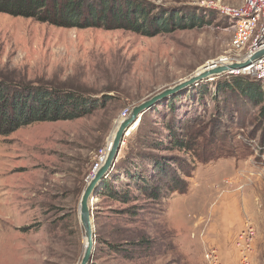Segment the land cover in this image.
Masks as SVG:
<instances>
[{"label": "rangeland", "instance_id": "1", "mask_svg": "<svg viewBox=\"0 0 264 264\" xmlns=\"http://www.w3.org/2000/svg\"><path fill=\"white\" fill-rule=\"evenodd\" d=\"M146 1L209 23L146 36L0 12V79L70 90L99 103L82 117L37 121L0 135V264H80V200L123 114L224 55L237 20L221 7L244 2ZM210 1L219 7H209ZM215 79L160 100L142 128L140 119L125 137L117 166L139 161L152 142H166L167 124L175 119L179 133L188 125L194 141L189 154L154 152L194 166L190 177L182 174L190 187L158 200L134 187L128 204L95 194L91 264H209L211 246L225 264H234V237L246 221L257 228L255 264H264V119L260 106L241 95L215 98ZM201 84L205 91L197 96ZM121 176L116 188L128 186Z\"/></svg>", "mask_w": 264, "mask_h": 264}, {"label": "trees", "instance_id": "2", "mask_svg": "<svg viewBox=\"0 0 264 264\" xmlns=\"http://www.w3.org/2000/svg\"><path fill=\"white\" fill-rule=\"evenodd\" d=\"M0 12L24 16L64 27H104L106 29H128L146 36H155L177 29L203 27L209 23L205 16L179 14L146 0H0ZM227 76V77H226ZM221 77H225L220 79ZM220 79V80H218ZM215 98L218 94H238L260 106L264 119V88L256 78L230 76L224 73L215 79ZM198 88L200 95L203 84ZM99 103L70 90H58L42 85L17 84L0 79V135H7L23 125L37 121L74 119L89 114ZM167 105L174 108L173 101ZM148 112V111H147ZM141 124L138 128H142ZM167 124L169 135L151 143L150 150L140 154L139 161H128V165L117 166L104 179L96 194L108 195L123 203L133 201L131 189L136 188L147 198L158 200L166 194L185 193L190 182L191 170L179 157H166L155 151H184L190 153L193 136L189 126L182 124L185 132L176 130V119ZM175 124V127H174ZM179 126V125H178ZM183 133V134H182ZM194 169V166L191 167ZM190 170V171H189ZM124 172L128 186L116 188L114 180L122 179Z\"/></svg>", "mask_w": 264, "mask_h": 264}, {"label": "built area", "instance_id": "3", "mask_svg": "<svg viewBox=\"0 0 264 264\" xmlns=\"http://www.w3.org/2000/svg\"><path fill=\"white\" fill-rule=\"evenodd\" d=\"M208 6L219 7L217 2L210 1ZM223 12L236 18V30L231 40L229 50L216 58L211 64L220 66L250 59L256 52L264 49V0H244L238 8L223 6ZM252 75L264 88V55L251 61L240 70L228 74ZM219 77V76H218ZM217 78V77H216ZM126 113V111H125ZM257 228L252 221H246L236 233L233 246L237 257L234 264H255ZM209 264H225L218 247L211 246L206 251Z\"/></svg>", "mask_w": 264, "mask_h": 264}, {"label": "water", "instance_id": "4", "mask_svg": "<svg viewBox=\"0 0 264 264\" xmlns=\"http://www.w3.org/2000/svg\"><path fill=\"white\" fill-rule=\"evenodd\" d=\"M263 55L264 49L256 52V54H254L250 59L243 62H234L220 66H214L213 64L206 65L204 66V69L202 71H197L196 73L179 81L178 83L157 92L150 98L131 108L129 111L126 110V113H124V115L122 116L123 120L119 121L120 124L117 129V133L115 135L114 141L109 147V152L105 162L95 168V173L88 182L80 200V222L83 226L86 240L84 253L80 264L92 263V257L97 238L95 229L96 224L93 212L95 194L100 184L103 183L104 179L111 173L112 169L114 168L118 160L124 139L129 135H127V133L129 132L131 127L135 126L137 120L142 119L143 114L151 109L160 100L181 91L187 90L200 83L201 81H204L205 79H215L216 77L224 73H231L234 70H240L250 64L251 61L258 59Z\"/></svg>", "mask_w": 264, "mask_h": 264}, {"label": "bare ground", "instance_id": "5", "mask_svg": "<svg viewBox=\"0 0 264 264\" xmlns=\"http://www.w3.org/2000/svg\"><path fill=\"white\" fill-rule=\"evenodd\" d=\"M204 69V67L202 68V70ZM202 70H198V71H202ZM124 115V114H123ZM121 120H123V119H121ZM138 121V120H137ZM119 124H120V122H118V126H117V128H116V131L114 132V135H113V137L111 138V140H110V142H109V146H108V148L105 150V153H104V155H103V157H102V160H101V164L100 165H102L104 162H105V160H106V158H107V155H108V152H109V147L111 146V144H112V142L114 141V138H115V135H116V133H117V129H118V127H119ZM133 128L134 127H131L130 128V130H129V132L127 133V135L128 134H130V133H132V130H133ZM92 178V177H91ZM95 198V197H94ZM94 201H95V199H94ZM95 229H96V226H95ZM85 244H86V240H85Z\"/></svg>", "mask_w": 264, "mask_h": 264}, {"label": "crops", "instance_id": "6", "mask_svg": "<svg viewBox=\"0 0 264 264\" xmlns=\"http://www.w3.org/2000/svg\"><path fill=\"white\" fill-rule=\"evenodd\" d=\"M229 217H231V216H229ZM233 217H234V216H232V218H233ZM235 219H236V218H233V219H231V218L229 219V218H228V222L231 221L232 224H233V222H235V221H234ZM230 225H231V224H230Z\"/></svg>", "mask_w": 264, "mask_h": 264}]
</instances>
